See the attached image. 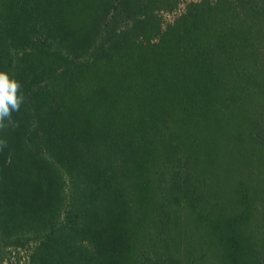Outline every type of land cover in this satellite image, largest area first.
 <instances>
[{
  "label": "trees",
  "instance_id": "16d2710c",
  "mask_svg": "<svg viewBox=\"0 0 264 264\" xmlns=\"http://www.w3.org/2000/svg\"><path fill=\"white\" fill-rule=\"evenodd\" d=\"M0 0V236L27 264H264V0Z\"/></svg>",
  "mask_w": 264,
  "mask_h": 264
},
{
  "label": "rangeland",
  "instance_id": "374dc122",
  "mask_svg": "<svg viewBox=\"0 0 264 264\" xmlns=\"http://www.w3.org/2000/svg\"><path fill=\"white\" fill-rule=\"evenodd\" d=\"M188 1L198 0H181L177 7L171 12H160L161 25L164 27L167 23H170L178 14H180ZM32 234H18V242L23 243L21 247L13 248V246H7L5 242H12L14 239L12 236L6 240V238L0 236V264H27L28 255L31 252L35 241L30 239Z\"/></svg>",
  "mask_w": 264,
  "mask_h": 264
},
{
  "label": "clouds",
  "instance_id": "9594fccd",
  "mask_svg": "<svg viewBox=\"0 0 264 264\" xmlns=\"http://www.w3.org/2000/svg\"><path fill=\"white\" fill-rule=\"evenodd\" d=\"M19 82L10 77L7 72L0 71V121L19 110L23 102V95L18 94Z\"/></svg>",
  "mask_w": 264,
  "mask_h": 264
}]
</instances>
